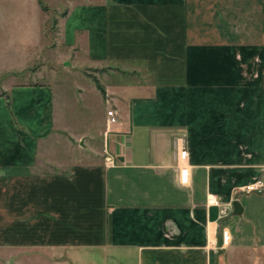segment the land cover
<instances>
[{"label":"crops","instance_id":"1","mask_svg":"<svg viewBox=\"0 0 264 264\" xmlns=\"http://www.w3.org/2000/svg\"><path fill=\"white\" fill-rule=\"evenodd\" d=\"M67 7L59 59L115 72L75 131L52 85L32 82L30 46L1 65L16 43L0 36V264H264V188L246 191L264 184V0Z\"/></svg>","mask_w":264,"mask_h":264},{"label":"rangeland","instance_id":"2","mask_svg":"<svg viewBox=\"0 0 264 264\" xmlns=\"http://www.w3.org/2000/svg\"><path fill=\"white\" fill-rule=\"evenodd\" d=\"M43 1L47 4L56 1L54 5H59V12L50 5L51 7L42 9V16H39L35 12L38 8L36 0H0L1 39L5 37L7 39L10 36L8 38L11 42L16 43V46H10V48L15 47L16 53L5 54L1 65L19 64L23 54L18 49V45L21 41H25L26 45L30 46L26 54L29 53L32 57L31 70L34 76L32 82H45L52 85L57 95V119L59 120V112L63 113L68 109L70 121L68 127L76 129L75 131L81 130L82 127H88V119L100 116L101 106L94 100L103 102L104 98L98 91L97 84L104 87L107 78L110 77V71L114 73L115 70L106 67H79L65 52H62L65 55L64 59H59L60 29L58 25L66 14L63 12L68 10V0ZM74 102L76 104L70 107ZM56 148L58 157L59 150L62 156H68L69 148L66 145L62 144L60 149L58 145Z\"/></svg>","mask_w":264,"mask_h":264},{"label":"built area","instance_id":"3","mask_svg":"<svg viewBox=\"0 0 264 264\" xmlns=\"http://www.w3.org/2000/svg\"><path fill=\"white\" fill-rule=\"evenodd\" d=\"M107 118H108V121H107V134H108L110 132L111 128H113L114 126L119 124L118 112L115 109H113V108L109 109L108 112H107ZM175 147H176V151H177V156L180 159H182V160H186L188 158V148H187L186 139L182 138V137L179 138L176 141ZM107 160H108L109 164L112 163L110 158H107ZM187 176H188L187 174H185L183 176L184 182L187 181ZM263 188H264L263 182L262 181H256L253 184L248 185L246 187V191L249 192V193L261 192V190ZM209 203L211 205H215V206L217 205V202L214 199H210ZM222 236H223L224 244H228V242L230 240L229 232L224 230Z\"/></svg>","mask_w":264,"mask_h":264},{"label":"water","instance_id":"4","mask_svg":"<svg viewBox=\"0 0 264 264\" xmlns=\"http://www.w3.org/2000/svg\"><path fill=\"white\" fill-rule=\"evenodd\" d=\"M219 212H220V210L218 207L211 208L210 216H211L212 221H215L218 219ZM234 212H235V214H240L242 212V208L238 202H235V204H234Z\"/></svg>","mask_w":264,"mask_h":264},{"label":"trees","instance_id":"5","mask_svg":"<svg viewBox=\"0 0 264 264\" xmlns=\"http://www.w3.org/2000/svg\"><path fill=\"white\" fill-rule=\"evenodd\" d=\"M97 87L101 91V93L104 95L105 94L104 88L100 84H97Z\"/></svg>","mask_w":264,"mask_h":264}]
</instances>
